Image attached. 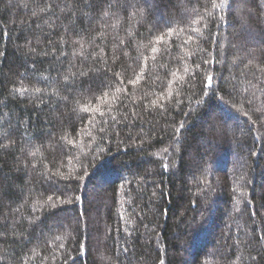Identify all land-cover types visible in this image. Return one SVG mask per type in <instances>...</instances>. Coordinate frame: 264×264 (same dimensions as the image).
I'll return each instance as SVG.
<instances>
[{"label": "trees", "instance_id": "1", "mask_svg": "<svg viewBox=\"0 0 264 264\" xmlns=\"http://www.w3.org/2000/svg\"><path fill=\"white\" fill-rule=\"evenodd\" d=\"M214 4L0 0V264H264V0Z\"/></svg>", "mask_w": 264, "mask_h": 264}, {"label": "snow or ice", "instance_id": "2", "mask_svg": "<svg viewBox=\"0 0 264 264\" xmlns=\"http://www.w3.org/2000/svg\"><path fill=\"white\" fill-rule=\"evenodd\" d=\"M227 2V0H221V4L220 5H216V4H214L213 5V7H220V6H222L224 3H226ZM195 22H198V21H194V23ZM196 31H198V29H195ZM169 31H171V29H169ZM159 40H163V36H161V37H159L158 38ZM190 39H191V37H190ZM153 51H155V49H153ZM211 82H212V77L211 76H209L208 77V83L209 84H211Z\"/></svg>", "mask_w": 264, "mask_h": 264}]
</instances>
